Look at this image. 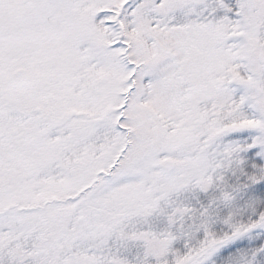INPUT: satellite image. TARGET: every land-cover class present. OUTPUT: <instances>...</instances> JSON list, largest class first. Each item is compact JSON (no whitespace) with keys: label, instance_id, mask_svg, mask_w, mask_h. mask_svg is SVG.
I'll list each match as a JSON object with an SVG mask.
<instances>
[{"label":"snow or ice","instance_id":"snow-or-ice-1","mask_svg":"<svg viewBox=\"0 0 264 264\" xmlns=\"http://www.w3.org/2000/svg\"><path fill=\"white\" fill-rule=\"evenodd\" d=\"M0 264H264V0H0Z\"/></svg>","mask_w":264,"mask_h":264}]
</instances>
